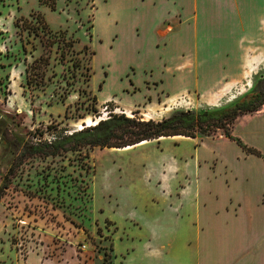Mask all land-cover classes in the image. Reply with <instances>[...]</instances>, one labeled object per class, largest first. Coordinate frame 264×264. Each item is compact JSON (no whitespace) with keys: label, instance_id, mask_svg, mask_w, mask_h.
Returning <instances> with one entry per match:
<instances>
[{"label":"rangeland","instance_id":"374dc122","mask_svg":"<svg viewBox=\"0 0 264 264\" xmlns=\"http://www.w3.org/2000/svg\"><path fill=\"white\" fill-rule=\"evenodd\" d=\"M170 5L167 0H0V264H121L130 247L126 232L132 229L126 218L135 215L155 225L154 244L160 249L181 227L176 212L194 213L187 202L181 207L185 212L165 204L163 192L178 189L177 179L182 180L169 177L167 183L162 176L175 163L170 157L174 150L187 156L204 141V154L220 151L239 182L264 177L259 163L264 162V105L228 126L260 156L243 158L233 140L220 139L221 129L191 139L162 136L124 147L18 156L17 136L25 139L45 130L48 137V126L71 131L110 112L158 120L177 108L223 106L259 81L264 91V66L225 89H211L215 80L201 78L177 91L183 80L161 68V59L171 51L161 40L168 20L161 15ZM228 5L222 9L224 19L230 24L244 19ZM205 20L201 16L196 30L186 28L182 52L189 53L190 46L192 52L194 38L203 41L200 23ZM233 30L236 37L242 34L239 27ZM213 38H207L209 50L216 44ZM256 46L264 54L262 44ZM187 162L188 157L179 159ZM250 186L244 218L226 225L241 228L249 218L251 232L239 237L235 252H222L224 264H264V185ZM179 237L182 245L190 241L186 233ZM141 248L131 261L142 257Z\"/></svg>","mask_w":264,"mask_h":264},{"label":"crops","instance_id":"0c3cea01","mask_svg":"<svg viewBox=\"0 0 264 264\" xmlns=\"http://www.w3.org/2000/svg\"><path fill=\"white\" fill-rule=\"evenodd\" d=\"M167 1L171 4L170 8L166 7L164 14L161 15V18L168 19L165 22L166 31L161 35L157 33L158 29L156 33L164 37L161 39L164 47L171 50H167L166 56L161 59L163 65L161 68L164 72L172 73V76H175L173 73L175 71L177 77L183 80V87L177 91L190 86L187 84L189 80L192 79L196 84L201 78L210 82L215 80L213 84H210L211 89H225L241 81L242 76H251L264 66V54L255 51V48L259 47L256 46L257 41L264 47V0ZM228 3L231 7L233 5L235 12L238 11V16H243V20L230 24L223 18L222 12L226 10L222 9H228ZM212 11L214 19L211 16ZM201 16L206 18L204 23H200L205 27L203 41L201 38L199 40L194 38L192 52L191 46L189 53L182 52L179 48L183 35L189 32L186 28L191 25L196 30ZM237 27L242 31L239 37H236L233 30ZM213 36L212 40H215L216 44L209 50L212 42L207 38ZM167 82L168 80L164 79L161 84L167 88ZM224 138L227 137L221 135L220 139ZM206 143L202 141L200 145L193 147L187 156L174 150L170 157L175 163L169 164L165 168L166 171L162 170L164 182L168 183L169 177L182 178V180L177 179L178 189L176 187L173 191L167 189L163 192L167 196L166 206L184 211L181 207L187 202L190 208H194V213L176 212V221L181 224V227L172 231V236L165 243L168 248L161 253L157 250H162L165 244L161 243L160 249L155 248L153 235L158 236L154 230L155 225L151 222L146 223L136 215L133 218H126L127 226L132 228L130 232H126L131 249L126 247L123 254L124 261H121V264H224L225 256L221 257L222 252H235L238 247L237 241L241 239L239 237L243 233L251 232L248 217L247 223L241 228L235 229L226 224L229 220L244 218L241 215L246 205L244 195L248 196L251 190L250 184L255 183L257 187L264 185V177L261 176L262 178L260 177L257 182H252V179L249 181V178L245 179V184L239 182L231 167L223 161L220 151L213 150L210 155L204 154ZM240 150L243 158L250 155L241 148ZM186 157L190 159V162L179 163L180 158ZM259 163L261 167L264 166V162ZM263 204L264 194L261 199V205ZM184 233L190 237V241L184 239V245H182L179 235ZM130 234L135 237L132 239ZM138 246H142V257L136 260L139 262L131 261V254L138 251ZM181 253H183L182 256Z\"/></svg>","mask_w":264,"mask_h":264},{"label":"trees","instance_id":"16d2710c","mask_svg":"<svg viewBox=\"0 0 264 264\" xmlns=\"http://www.w3.org/2000/svg\"><path fill=\"white\" fill-rule=\"evenodd\" d=\"M42 27H45L44 23ZM67 45L72 47L73 42L68 40ZM260 83L261 81L248 92L223 106L201 109L177 108L158 120L128 116L124 112H110L92 125H84L71 131L48 126V137H44L45 130H40L37 135L25 139L14 137L20 146L18 156H54L83 146L124 147L162 136L182 135L192 138L211 136L217 129H221L222 135L233 140L245 153L260 156L256 149L246 145L239 137L233 136L228 127L240 114L255 111L264 105V91L259 89ZM1 141L0 137V143ZM3 187L2 184L0 196Z\"/></svg>","mask_w":264,"mask_h":264},{"label":"bare ground","instance_id":"6f19581e","mask_svg":"<svg viewBox=\"0 0 264 264\" xmlns=\"http://www.w3.org/2000/svg\"><path fill=\"white\" fill-rule=\"evenodd\" d=\"M146 142V140H143V141H141V142H138V143H136V144H134V145H137V144H142V143H145ZM131 146V145H130Z\"/></svg>","mask_w":264,"mask_h":264}]
</instances>
